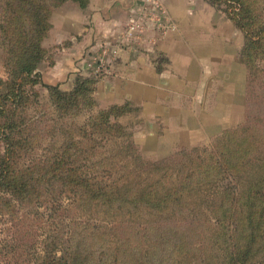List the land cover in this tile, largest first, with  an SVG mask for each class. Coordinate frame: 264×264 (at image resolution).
<instances>
[{
	"label": "trees",
	"instance_id": "16d2710c",
	"mask_svg": "<svg viewBox=\"0 0 264 264\" xmlns=\"http://www.w3.org/2000/svg\"><path fill=\"white\" fill-rule=\"evenodd\" d=\"M67 1L77 2L86 9L91 0H0V48L5 54L8 74L0 78V134L5 145L0 158V221L7 213L5 206L14 211L15 204L28 208L25 217L20 218L25 229L22 236L17 237L11 229L4 228L10 237L0 239L4 245L0 246V264H91L94 252L89 248L88 238L92 236L102 237L99 248L102 264H157L150 257L156 256L157 246H166L167 240L172 242V252L164 255L166 258H161L158 264H183V261L194 264L197 254L186 248L184 239L187 229L194 228V220H207L211 230H215L214 224L222 219L237 221L239 212L248 207H242L240 202L259 201L264 208V137L258 136V127L251 123L257 114L250 113V86L258 79V71L264 70L261 62L264 20L254 22L250 16L254 15L257 2L209 0L244 33L240 52V59L248 69L244 120L215 137L210 148H180L170 157L150 160L132 135L123 132L118 121L136 108L113 104L102 108V122L94 127L87 122L69 126L66 117L70 107L82 109V103L92 105L87 99L80 101L79 93L95 92L98 79L81 78L73 91L64 92L58 85L46 84L38 72L46 54L42 42L52 26L53 10ZM88 83H92L91 88ZM40 84L50 89L52 102L56 103L62 119L58 126L46 130L47 136L35 140V131L41 128L28 122L26 111L39 100L37 85ZM55 96L61 102H56ZM57 131L61 132V151L56 141L51 140ZM97 133L107 135L102 134L106 137L103 141L120 134L129 138L121 153L102 161V173H84V167L94 164L93 157L100 145L95 142ZM82 139L87 141V147L79 146ZM36 146L45 152L36 154ZM121 157L126 159V170L120 174L113 163ZM184 167L189 168L187 173L180 170ZM209 183L214 184V189L204 190L202 186ZM217 202L221 205H216ZM73 204L98 222L72 216L69 207ZM32 209L40 216L35 230L33 225L30 227L28 215ZM219 210L220 215L216 214ZM257 213L258 210H252L247 218L252 220V215ZM261 217L264 218V211ZM153 223L161 229L155 236L151 234ZM137 224L140 228L136 231ZM136 236L143 239L142 245ZM191 243L213 250L209 256L201 255L203 261L208 257L215 259V264H243L241 258L233 256L235 253L230 260L214 252V245L218 247L221 243L218 239ZM167 249L163 247L164 251Z\"/></svg>",
	"mask_w": 264,
	"mask_h": 264
},
{
	"label": "crops",
	"instance_id": "0c3cea01",
	"mask_svg": "<svg viewBox=\"0 0 264 264\" xmlns=\"http://www.w3.org/2000/svg\"><path fill=\"white\" fill-rule=\"evenodd\" d=\"M153 1L165 7L175 28L164 31L150 22L137 41H126L127 23ZM52 31L56 42L71 44L45 81L63 84L77 64L96 58L106 71L97 97L102 105L137 109L121 121L148 156L210 144L244 120V33L206 0H91L86 9L67 1L54 13Z\"/></svg>",
	"mask_w": 264,
	"mask_h": 264
},
{
	"label": "rangeland",
	"instance_id": "374dc122",
	"mask_svg": "<svg viewBox=\"0 0 264 264\" xmlns=\"http://www.w3.org/2000/svg\"><path fill=\"white\" fill-rule=\"evenodd\" d=\"M208 1L212 6H214L209 0ZM257 2L256 8L254 10V15H250L251 19L254 22L260 23L261 20H264V0H252ZM78 4L77 2H75ZM61 4L60 6L54 8L53 14L51 17V24H52V18L54 16V13L58 8L63 6ZM79 6V4H78ZM140 7V6H137ZM136 7V8H137ZM215 7V6H214ZM81 8V7H80ZM141 8V7H140ZM216 8V7H215ZM69 11H74V7L68 6L66 8ZM83 9V8H81ZM139 12H137V15L134 18H140ZM146 25L149 26L150 20L145 21ZM61 30V29H60ZM62 32L65 34V31L62 30ZM58 32L52 31V26L50 27L46 37L44 38L42 44L44 48L46 49L45 58L40 62L38 67V72L41 74V77L43 81L46 84L52 85H58L60 89L64 92H71L75 87H77L80 84L81 78L86 79H92L97 80V89L92 91L91 93L89 90H86L85 92L79 93V99L82 100H88L92 102V105H84L82 103L81 108L76 107H70V113L69 116L66 118L69 121V126L76 125V123H83L89 124L90 126L94 127L97 122H102V115H100V111H102V108H106L111 105H102V101L97 97V90H98V84L100 81H102V66L99 67V63L97 62L96 58H90L91 61L88 59V62H83L84 65L77 64L78 69L75 70V73L72 74V76H69L68 79L63 84H53L48 83L45 81L44 76L47 71L54 67L56 64L57 59L65 60V52L70 47L71 41L70 40H63L60 42H56V35ZM262 54H260L261 56ZM4 60H5V54L3 51V48H0V78H6L7 77V71L4 66ZM90 62V63H89ZM261 62H264V60H261ZM89 88H91L92 83L86 84ZM37 90L40 92V96H38L39 100L35 101L26 111V117L28 119L29 123H33V126H38L41 128V131H35V140H40L42 136H47L46 130L55 125L58 126L60 124V121L62 118L60 117V110L56 109V103L51 99V91L49 88L43 86V85H37ZM90 93V95H89ZM250 93H251V114H257L258 117L252 118L251 123L252 125L258 127V136L264 137V70L263 72L258 71V79L251 84L250 86ZM56 102L57 96H55ZM76 104H79L77 101ZM113 105V104H112ZM134 113V112H129ZM43 114V115H41ZM41 115V116H40ZM124 116V115H123ZM122 117V116H121ZM121 117L118 119V121L123 125V132H126L128 135H132V138L134 139V132L129 126V124H125L121 121ZM34 120V122H32ZM113 121V120H112ZM59 122V123H58ZM102 128H107L109 130H113L112 128H108L106 126H102ZM59 133L60 131L56 132L55 137L49 136L51 140H55V145L58 147V150L61 151V143L62 139L60 138ZM103 136H107L106 134L102 133ZM102 134L97 133L94 135V138L96 139V143L100 144L98 147V151L96 155H94L93 160L94 164L93 166L87 168L84 167L82 170L83 172H88L89 174H99L102 173V161H108L107 157L116 155L117 153H121L122 150L125 147V143L128 142V137H124V135H116L115 137H109L110 140L103 141L104 138ZM82 143L79 144L80 147L88 146V143L85 139L81 140ZM212 143V142H211ZM210 144H204V145H198L200 149H206L211 147ZM44 146L52 147L48 143H44ZM37 147V146H36ZM4 142L1 139L0 134V158L2 154L4 153ZM46 148V147H45ZM141 149V148H140ZM144 156L150 160H158L157 158H153L151 156H148L143 152ZM36 154H43L45 152L44 148L37 147L35 148ZM80 152H78L79 154ZM83 154V153H82ZM192 155L196 156L197 153H191ZM171 155H166L162 158L170 157ZM159 158V159H162ZM112 159H109V161ZM126 162V159L121 157L120 161H116L115 164L113 163V168L116 170H119L122 173L125 171L124 164ZM181 171H184V173H187L186 171L189 170L188 167H184L180 169ZM196 170H201L200 168ZM208 179H212V176H208ZM228 180V179H227ZM205 189L212 188L214 189V184H204L202 186ZM243 197H246L245 194H243ZM243 201V199H242ZM259 202V201H258ZM253 200H247V202H240V204L243 206L242 211L239 212V218L236 222L233 223L232 220L228 219H222L221 222L214 224L216 226L215 230H211L210 225L208 224L207 220H200L199 222H192L194 223V228H188L185 235V245H187L186 248H191L189 250H194L195 254H197V257L194 260V264H215V259L207 258V261H203V257L201 255H211L213 250L211 248L207 247H195L191 242L193 240H199L203 243L209 242V240H219L221 243L218 247L214 245V252L220 254V255H226L227 259L231 258V255L236 256L237 258H241L243 260V264H264V218L261 217V214H263L264 208L263 206ZM66 204H69V201H66ZM16 207L15 211L5 206V211L7 212L2 217L3 220L0 221V239L6 238L8 239L10 237V234L7 232V228L11 229L14 232V235L22 236L23 231L25 230L22 226V222H20V218L24 216V212L28 210V208H21L18 204H15ZM216 205H221L220 202H217ZM228 205V204H227ZM252 205H257L258 207L252 208ZM88 208V207H87ZM70 214L72 216H77L78 220H84L87 219L89 221L98 222V219L89 218L87 215H85L80 209L79 206H75L74 204L69 207ZM32 209L31 214H28L30 216V227L33 225L35 230V224L39 222L40 216L36 214ZM252 210H258L257 214L252 215L254 218L252 220H249L247 218V215H251ZM88 212H92V210L88 209ZM92 214V213H91ZM216 214L220 215L221 211H217ZM35 215V216H34ZM37 215V216H36ZM98 216V213L97 215ZM99 216L102 217V211L99 212ZM242 216V217H240ZM25 217V216H24ZM23 217V219H24ZM13 223L19 224V226H13ZM151 225V234L153 236L159 234L161 232V229L158 228L157 224H150ZM7 227L5 230L4 228ZM140 228L139 224L136 226V231ZM175 227H171V229H174ZM91 229V227H90ZM163 230H166L165 227H163ZM12 234V233H11ZM135 236V234L133 235ZM36 238H39V235L36 234ZM5 239V240H6ZM136 239L139 240V243L143 244V239L139 236H136ZM176 239L173 238V242ZM225 240V242H223ZM89 242V248L94 252L92 258H91V264H102V253L99 252L100 246H102V237L101 239L92 236L91 238H88ZM191 243V244H190ZM166 246H163L159 244L156 249V256H151L150 260L151 262L160 263L161 258H166L165 256H168L171 251V245L172 242H168V240L165 243ZM0 246H4L3 244H0ZM164 248H168L167 251L163 250ZM37 250V249H36ZM33 251V249L31 250ZM165 255V256H164ZM206 258H204L206 260ZM14 260V259H13ZM221 257L218 258V261H221ZM231 260V259H230ZM183 264L185 262L183 261Z\"/></svg>",
	"mask_w": 264,
	"mask_h": 264
},
{
	"label": "built area",
	"instance_id": "2783aa9c",
	"mask_svg": "<svg viewBox=\"0 0 264 264\" xmlns=\"http://www.w3.org/2000/svg\"><path fill=\"white\" fill-rule=\"evenodd\" d=\"M153 6L151 8H142L139 11V15L141 16L139 19L134 18L131 19L126 26V30L124 32L123 38L127 41H137L140 33H142L147 27L145 21L150 20L156 25L157 28L161 30H169L174 29L175 24L168 15L165 7L159 1H153ZM102 66L99 64V67ZM106 72V71H105ZM102 70V73H105Z\"/></svg>",
	"mask_w": 264,
	"mask_h": 264
}]
</instances>
